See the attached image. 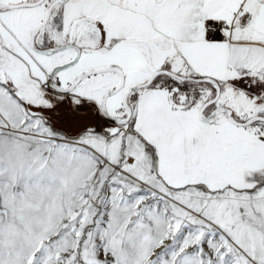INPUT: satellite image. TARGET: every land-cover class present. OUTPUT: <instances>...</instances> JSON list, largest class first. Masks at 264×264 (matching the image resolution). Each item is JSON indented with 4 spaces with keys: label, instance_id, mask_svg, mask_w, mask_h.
<instances>
[{
    "label": "snow or ice",
    "instance_id": "obj_1",
    "mask_svg": "<svg viewBox=\"0 0 264 264\" xmlns=\"http://www.w3.org/2000/svg\"><path fill=\"white\" fill-rule=\"evenodd\" d=\"M0 264H264V0H0Z\"/></svg>",
    "mask_w": 264,
    "mask_h": 264
}]
</instances>
